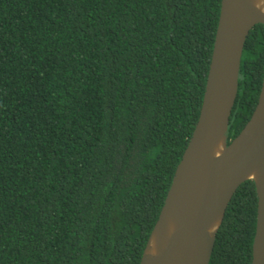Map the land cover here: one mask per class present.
Masks as SVG:
<instances>
[{
  "label": "trees",
  "instance_id": "1",
  "mask_svg": "<svg viewBox=\"0 0 264 264\" xmlns=\"http://www.w3.org/2000/svg\"><path fill=\"white\" fill-rule=\"evenodd\" d=\"M222 0H0V264H139L198 121ZM249 32L228 142L255 108ZM234 192L208 264H251Z\"/></svg>",
  "mask_w": 264,
  "mask_h": 264
},
{
  "label": "water",
  "instance_id": "2",
  "mask_svg": "<svg viewBox=\"0 0 264 264\" xmlns=\"http://www.w3.org/2000/svg\"><path fill=\"white\" fill-rule=\"evenodd\" d=\"M258 23L264 0H222L199 118L139 264H208L227 206L249 179L258 198L251 264H264V76L250 118L228 142L245 41Z\"/></svg>",
  "mask_w": 264,
  "mask_h": 264
}]
</instances>
